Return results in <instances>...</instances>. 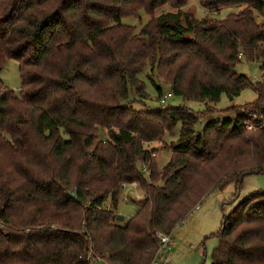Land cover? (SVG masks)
Masks as SVG:
<instances>
[{"label": "trees", "instance_id": "obj_1", "mask_svg": "<svg viewBox=\"0 0 264 264\" xmlns=\"http://www.w3.org/2000/svg\"><path fill=\"white\" fill-rule=\"evenodd\" d=\"M189 1L0 0V264H150L157 233L264 174V28L255 18L264 19V0H211V9L239 11L222 22L178 11L138 34L122 23ZM242 59L261 63V81L237 72ZM10 61L19 94L1 80ZM148 67L184 103L163 107L147 76L162 107L136 108L149 96L140 78ZM247 89L257 98L230 107L236 118L196 131L205 111L186 103L217 106ZM152 143L171 154L161 170ZM136 184L143 204L121 225V193ZM215 235L211 264H264V192L224 215Z\"/></svg>", "mask_w": 264, "mask_h": 264}, {"label": "rangeland", "instance_id": "obj_2", "mask_svg": "<svg viewBox=\"0 0 264 264\" xmlns=\"http://www.w3.org/2000/svg\"><path fill=\"white\" fill-rule=\"evenodd\" d=\"M210 2L211 0H190L186 6L180 9H175L171 5H167L158 9L155 15H149L145 11H138L132 16L123 18L122 23L134 26L136 28L135 33L138 34L161 13H176L180 11L184 15L192 16L199 22L203 20L222 22L221 20H225L228 17L239 13L235 8L223 9L221 11L211 9L209 6ZM255 16L257 23L264 28V19L258 15ZM178 65H180V63ZM260 67L261 63L259 62L250 63L247 60L242 59L240 64L237 65L236 70L239 74L247 76L253 82H258L262 79V71L260 70ZM147 76H151L155 79L157 85L163 90V95L167 100V102L162 105L163 107L170 104L180 105L184 103L180 97L175 96L168 98L171 94L170 84L159 78L157 71L154 74L151 67H148L140 78L146 84V91L149 96L147 100L135 103L136 108L162 107L157 97L156 88L151 81H149ZM1 80L6 88L19 94L21 89L19 64L15 61H10L1 74ZM256 98L257 95L255 90L247 89L242 92L239 97L234 99L227 97V95H223L217 106L200 102L186 103V105L196 112L205 111L195 125L196 131L200 132L203 130L207 122L224 121L229 119L233 120L236 118L237 113H235L234 109H229L230 107H238L239 109L249 103H253ZM129 100H134L132 92L129 94ZM240 110L243 111V109ZM254 127L256 128V126ZM180 128L181 124L177 126L173 136H168L165 139V144L167 142V146H170L172 142H178ZM165 144L152 143L146 146V148L157 150L154 154H156V157L158 158V166L160 170L165 167L171 158L170 152L165 151L164 149L166 147ZM142 174L147 176L143 172ZM135 190L140 196L138 202L132 200L126 203V191L121 193L117 214L126 217L124 222H119L121 225L126 224L130 218L138 212L143 204V191L138 190L137 188ZM256 192H264V174L247 176L238 193L236 191V185L231 184L224 190L217 191L208 197L199 208L195 209L191 215L184 220L185 222L182 221L178 224L173 230L174 232L171 233L175 240V247L171 254V259L173 257L172 264H204V261L205 264H211L213 251L218 247V238L215 234H217L221 228L224 215L232 212L239 202ZM203 244H205V246H203ZM95 264H105V262L98 260Z\"/></svg>", "mask_w": 264, "mask_h": 264}, {"label": "built area", "instance_id": "obj_3", "mask_svg": "<svg viewBox=\"0 0 264 264\" xmlns=\"http://www.w3.org/2000/svg\"><path fill=\"white\" fill-rule=\"evenodd\" d=\"M168 97H171V95H169ZM154 156L155 154H153V157ZM136 188L137 184L135 185V189ZM135 189L133 188L132 192L126 193L125 202H127L129 198H136L137 200L140 198L139 194L136 192ZM157 239L158 248L151 264H172L171 254L175 247V240L173 239L172 234L167 235L163 233H157Z\"/></svg>", "mask_w": 264, "mask_h": 264}, {"label": "water", "instance_id": "obj_4", "mask_svg": "<svg viewBox=\"0 0 264 264\" xmlns=\"http://www.w3.org/2000/svg\"><path fill=\"white\" fill-rule=\"evenodd\" d=\"M134 200H137V199L134 198ZM116 220H117L118 222H124V221H125V217L122 216V215H118L117 218H116Z\"/></svg>", "mask_w": 264, "mask_h": 264}, {"label": "crops", "instance_id": "obj_5", "mask_svg": "<svg viewBox=\"0 0 264 264\" xmlns=\"http://www.w3.org/2000/svg\"><path fill=\"white\" fill-rule=\"evenodd\" d=\"M187 224H188V222H187ZM203 246H205V244H203ZM205 258H206V253H205ZM172 259H173V257H172ZM204 263H205V261H204Z\"/></svg>", "mask_w": 264, "mask_h": 264}]
</instances>
